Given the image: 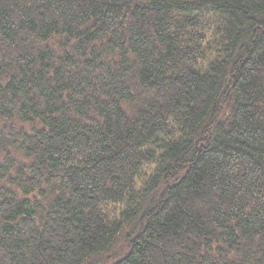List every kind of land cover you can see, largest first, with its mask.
<instances>
[{
	"label": "trees",
	"instance_id": "obj_1",
	"mask_svg": "<svg viewBox=\"0 0 264 264\" xmlns=\"http://www.w3.org/2000/svg\"><path fill=\"white\" fill-rule=\"evenodd\" d=\"M0 264H264V0H0Z\"/></svg>",
	"mask_w": 264,
	"mask_h": 264
}]
</instances>
